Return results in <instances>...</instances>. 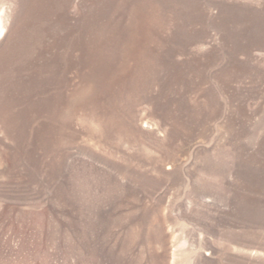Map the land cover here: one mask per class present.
Segmentation results:
<instances>
[{
  "label": "rangeland",
  "instance_id": "rangeland-1",
  "mask_svg": "<svg viewBox=\"0 0 264 264\" xmlns=\"http://www.w3.org/2000/svg\"><path fill=\"white\" fill-rule=\"evenodd\" d=\"M0 264H264V0H0Z\"/></svg>",
  "mask_w": 264,
  "mask_h": 264
}]
</instances>
